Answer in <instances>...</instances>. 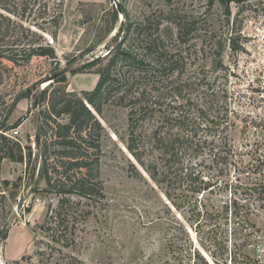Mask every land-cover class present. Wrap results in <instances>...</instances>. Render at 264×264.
<instances>
[{
    "label": "rangeland",
    "instance_id": "1",
    "mask_svg": "<svg viewBox=\"0 0 264 264\" xmlns=\"http://www.w3.org/2000/svg\"><path fill=\"white\" fill-rule=\"evenodd\" d=\"M116 1L126 19L116 10ZM228 11L227 16L218 2L209 6V0H6L0 4V13L11 21L0 42L13 46L6 53L24 55L22 51L30 46L47 44L57 57V62L32 57L27 64L0 66V117L9 112L10 123L21 121L14 138L32 151L30 162L4 160L1 166V179L16 189L5 190V201L0 199V229L9 225L0 239V264H204L196 252L207 264H248L247 260L264 264V201L247 189L254 180H264L260 170L247 166L255 164L251 155L264 157V0L234 1ZM180 17L195 22L185 44L177 40L173 28ZM147 19L151 34L159 24L156 33L166 35V54L159 63L171 61V68L161 75L134 81L143 91L142 103L158 105L134 132L138 147L145 150V166L153 162L157 167V182L126 150L129 109L110 101L103 117H98L104 129L101 138L84 142L100 146L98 166L89 165L83 172L93 176L88 181L91 187L97 176L104 199L59 194L68 193L70 186L61 174L62 162L53 160L55 147L48 150L52 182L48 189L38 176L42 161L35 135L38 138L49 104L64 93L82 98V93L92 91L98 76L94 70L80 72V67L107 55L124 37L123 24ZM231 34L237 51L225 48L219 62L209 38L226 40ZM62 70H67L65 84L45 82ZM187 80L194 86L178 95L173 88ZM206 102L213 104L212 116L220 113L225 118L220 131L229 138L235 155L219 165L214 157L218 150L209 145L219 140L208 134L207 123L197 121L198 139L207 144L199 152L185 147L181 151L176 144L181 152H170L177 156L170 160L172 170L166 169L155 140L188 135L178 124L177 109L188 108L197 116L196 106L203 109ZM163 116L171 120L163 122ZM58 121L65 124L68 118ZM42 128L50 143V126ZM62 199L65 203H60ZM58 213L69 216L62 222ZM235 213L248 219L249 226L243 229Z\"/></svg>",
    "mask_w": 264,
    "mask_h": 264
},
{
    "label": "trees",
    "instance_id": "2",
    "mask_svg": "<svg viewBox=\"0 0 264 264\" xmlns=\"http://www.w3.org/2000/svg\"><path fill=\"white\" fill-rule=\"evenodd\" d=\"M234 1L238 2V0H209V6L218 2L222 8L227 10L226 13L228 16V8ZM2 2H6V0H0V4ZM122 13L126 19L127 15L124 11H122ZM116 17L117 12L114 11L112 20L114 24L116 23ZM9 23H11V21L0 13V42L1 39L3 40L4 36H7V33L10 30ZM3 24H6L4 28H2ZM194 25V21L187 20L183 17H180L178 23L173 24V28L176 32V38L180 43L185 44L186 39L191 33ZM122 26L124 29V37L121 41L117 43L107 55L97 57L92 61L85 63L79 69L80 72H90L91 70H94L95 74L98 76V81L94 89L90 92L82 93V98H78L74 94L64 93V96L61 99H56L49 104L48 112L41 118L43 123H40L38 133L40 151L38 154L42 162L38 176L39 179H43L45 181L48 189L52 187V182L47 169L48 159L50 157L48 150L50 147H55L56 151L53 152V160H56V163H59L60 161L62 162L61 174L67 181H69L67 184L70 186L67 189L69 191L68 193L60 191L59 194L67 195L74 193L79 197L89 200H97L99 202L104 199L102 186L97 182V176H95L96 184L91 187L88 181L91 180L93 176L89 173V171H86L85 173L83 172L84 168L89 165L98 166L101 154L100 146L98 144L87 146L84 142L86 139L91 137L95 138L97 141L101 138L104 129L99 123L98 117H103L104 106L110 101H112L113 104L129 109V135L126 142V150L135 162H137L141 167L146 168L151 180L157 182L156 178L159 175L157 167L153 162L145 166L142 159L145 150L138 147L134 137V132L139 127L140 123L146 120L149 114H153L157 111L158 105L157 103H153L152 106L148 107L146 104L142 103L143 100L141 98H143V91L139 89V83L134 81L137 78H155L156 76L161 75V73L166 69L171 68V64L169 63L171 61L159 63L160 57L166 54L164 46V38L166 35H164V33L162 34V31H160L161 33L159 34L156 33L160 27L159 24L158 26H154H157L156 31L151 34L150 30L152 29V24L149 19L143 21L142 23L129 22L127 25L123 24ZM112 27L108 29L107 32L112 31ZM13 29H15V26H12V30ZM146 31L149 32V34L144 33ZM209 41L211 43V50L215 52L216 57L219 58V62L225 48H228L233 52L237 51L235 47V39L232 34L226 40H223V38H219L217 40L215 38H209ZM6 49H8V51L12 50L13 46L0 45V66L2 67L7 66V64H11L12 67L27 64L32 57H43L57 62L54 49L47 44L40 45L38 47L30 46L29 48L24 49L25 51H22L24 55L13 53L11 51L6 53ZM184 60L185 59L183 58L181 60L179 59V61L182 62ZM177 62L178 61H174V65L176 64L175 66H177ZM184 68L185 67L183 65L181 72H184ZM171 71H173V69ZM183 82L184 83L180 82L176 84V87L173 88L178 95H180L186 88H192L195 83L191 80ZM65 83L66 77L64 75L56 78L52 83H50V85ZM42 95L44 98L46 91H43ZM67 97H71L72 99H67ZM42 100L45 101V99ZM86 104L89 108H91L94 114L86 107ZM213 108L212 102L211 104L206 102L203 109L196 106L197 116H192L188 108L186 109L180 107L177 109V112L179 113L178 124L183 130L189 131V134L187 135V133H185L177 135L173 139H170V137H159L155 140L156 144L162 148V155L159 159L164 162V167L166 169L172 170V167H170V160L177 156V154L172 156L170 152L177 149L175 147L176 144H180L181 151L185 147L187 150L191 149L193 152H199L200 149L207 144V140L201 141L198 139L200 128L198 127L199 124H197V121L207 123L205 128L208 134H211L215 138L217 137L219 140L216 145L215 141H211L209 144L213 147V151L218 150V153L214 155V157L219 165L227 162L230 157L235 155L233 153L232 146L229 144V138L223 135L220 131V127L222 126V122L225 118L221 116L220 113L216 116H212L211 114L214 110ZM62 116H66L68 118L67 123L61 124L58 121ZM211 116L213 118L212 120L210 119ZM9 118V112L0 117V170L4 160L22 163L25 159H28L30 162L32 156L31 147H22L15 138L9 136V132L21 124V121L10 123ZM170 120L171 119H165V116H163V122H168ZM42 126H50V143H48L49 140L46 139L47 132L42 131L43 128L41 129ZM140 143H143L142 139H140ZM180 150L179 152H181ZM250 158L251 161L257 165L251 163L248 164V170H260L261 174H264V171H262V167L264 166V157L254 158L253 155H251ZM254 181L251 182L250 187L247 189L250 193H253L254 191L257 192L258 199L260 201H264V180ZM36 183L37 182L34 183L35 186ZM206 185H208V183H205L204 187ZM10 187L16 189L15 184L13 187V185L5 180H2L0 177V199L3 201H5V197L2 192ZM93 188H96L97 197L93 195ZM197 190L200 191V189ZM15 194L16 193L12 191L11 197L14 198ZM60 203H65L64 199H62ZM25 211L28 212V210ZM7 212V214H9V210ZM68 216L69 215L67 214L62 215V213L57 214V217L62 218V222L64 218L66 219ZM234 217L239 218L238 224H240L243 229L244 227L249 226V221L246 218L244 219V216L241 218L238 213H235ZM52 219L53 218L51 217L50 220ZM195 257L202 260L204 264H207L197 252L195 253ZM246 263L255 264L256 261L251 262L250 260H247ZM14 264H17V261L14 262ZM214 264L217 263L215 262Z\"/></svg>",
    "mask_w": 264,
    "mask_h": 264
},
{
    "label": "water",
    "instance_id": "3",
    "mask_svg": "<svg viewBox=\"0 0 264 264\" xmlns=\"http://www.w3.org/2000/svg\"><path fill=\"white\" fill-rule=\"evenodd\" d=\"M115 4H116V10H117L120 14H122V10L120 9L119 5H117V4H118L117 1L115 2ZM66 73H67V70H62V71H60L59 73H57V74H55V75L49 77L45 82H46V83H51V82H53L56 78H59V77H61V76H64ZM86 107H87L90 111H92L91 108H89V106H88L87 104H86ZM92 113H93V111H92ZM93 114H94V113H93ZM35 146L38 147V138H37V135H35ZM8 227H9V225H8V223H6V224H4V226L0 229V239H1L2 235L8 230Z\"/></svg>",
    "mask_w": 264,
    "mask_h": 264
},
{
    "label": "built area",
    "instance_id": "4",
    "mask_svg": "<svg viewBox=\"0 0 264 264\" xmlns=\"http://www.w3.org/2000/svg\"><path fill=\"white\" fill-rule=\"evenodd\" d=\"M10 133H11V137L13 138L18 135V131L16 129L10 131Z\"/></svg>",
    "mask_w": 264,
    "mask_h": 264
}]
</instances>
